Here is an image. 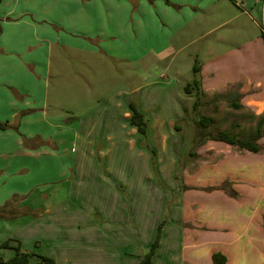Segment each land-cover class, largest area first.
<instances>
[{
	"label": "crops",
	"instance_id": "crops-1",
	"mask_svg": "<svg viewBox=\"0 0 264 264\" xmlns=\"http://www.w3.org/2000/svg\"><path fill=\"white\" fill-rule=\"evenodd\" d=\"M221 1L1 2L0 123L7 129H0V208L13 205L10 210L17 208L20 215L0 218V244L11 241L12 246L24 233L23 228L33 223L23 226L21 219L35 217L36 221L60 211L64 191L70 194L68 170L84 174L86 168L98 167L81 162L86 155L82 158L78 153L81 149L90 153L94 125L86 120L67 125L66 119L39 115L49 103L47 79L53 60L60 66L63 58L72 59L75 51L99 55L110 41L116 46L123 42L124 53L138 61L152 53L177 55L189 41L177 48L175 38L185 40L193 34L203 38L233 21L236 26L227 32L226 43L236 37L242 42L218 55L217 44L225 38L204 45L205 59H197L202 65L197 60L195 64L199 84L187 97L197 113L198 107L209 108L212 101L227 98L230 107H239L251 118L264 119V82L259 77L264 69V3L241 0L242 9L232 7L230 18L204 30L216 17L225 15L223 10L229 7ZM230 1L239 7L240 0ZM247 21L261 29L263 37H253ZM207 97L212 100L203 103ZM184 117L179 114L174 122L182 123ZM193 123L196 141L188 158L179 156L177 137L170 145L169 168H181L184 177L178 180L175 174L170 176V185L163 190L166 195L155 200V215H148V224L132 228L139 214L130 200L120 197L108 204L123 201L124 214L119 219L125 227L119 226L118 218L111 227L91 225L89 245L101 249L104 263L140 264L161 227V240L151 264H214V256L219 264H264V138L258 142L259 153L240 151L205 137L198 141L204 129L197 118ZM175 128L181 131V127ZM14 197L17 199L12 202ZM115 210L110 208V214ZM5 252L1 250L0 257L7 260ZM47 257L62 264L59 256Z\"/></svg>",
	"mask_w": 264,
	"mask_h": 264
},
{
	"label": "rangeland",
	"instance_id": "rangeland-1",
	"mask_svg": "<svg viewBox=\"0 0 264 264\" xmlns=\"http://www.w3.org/2000/svg\"><path fill=\"white\" fill-rule=\"evenodd\" d=\"M221 3L229 7L223 10L225 15L220 19L216 17L214 24L204 30H211L230 18L228 11L232 7L240 10L244 6L241 0L238 1V8L230 0H222ZM246 23L253 37H263L261 29L250 21ZM232 26H236V22L231 21L226 27L203 38L195 34L188 35L185 40L175 38L173 43L177 48L183 46L182 42L189 41V46L177 55L157 56L152 53L138 61L124 53L123 42L116 46L110 41L99 55L74 50L71 54L73 58H63L60 66L52 61L51 74L47 79L49 103L39 115L44 113L45 117L66 119L67 125L83 124L85 120L94 125L90 153L85 154L84 149L78 153L82 158L86 155L81 162L98 167L86 168L84 174L79 170H68L69 184L66 185L70 194L64 191V199L61 198L59 203L60 211L36 221H33L35 217L29 218L30 221L28 217L21 219L23 226L33 223L24 227L19 240L12 242L13 248L6 250L7 260L16 256L14 248L20 245L22 251L35 255L30 264H37L39 256L50 255L61 257L62 264L79 261V264H107L102 261L101 249L89 245L91 225L111 227L114 219L123 217V201L108 204L120 197L130 200L139 214L137 221L131 223L132 228L148 224V215H155V200L166 195L163 190L170 185V176L175 174L178 180L184 177L181 168L176 171L169 168L170 145L177 137L181 143L179 156L182 160L189 157L196 141L194 119L201 121L202 117H208L214 121L208 130H199L203 135L198 141L201 137L204 139L221 131L249 137L256 130V117L251 118L246 111L230 107L227 98L212 101L214 104L209 108L204 105L198 107L197 113L191 108L185 92L188 85L195 87L198 76L193 69L197 59H205L204 45L206 47L217 38H225L222 44H217L215 54L218 55L242 42L236 37L234 42L226 43L227 32L233 30ZM199 61L198 64L202 65ZM259 77L264 82V69ZM211 100L207 97L202 102ZM131 103L148 121L145 135L131 125ZM179 114L185 117L182 123L176 124L174 120L179 118ZM175 126L181 127V131ZM82 146L80 144L79 147ZM64 177L66 179V175ZM16 199L14 197L12 202ZM110 208H115V212L110 214ZM12 211L15 216L20 215L17 208ZM125 214L129 215L130 210ZM6 217L10 219L8 215ZM119 221V226L125 227L123 219Z\"/></svg>",
	"mask_w": 264,
	"mask_h": 264
},
{
	"label": "trees",
	"instance_id": "trees-1",
	"mask_svg": "<svg viewBox=\"0 0 264 264\" xmlns=\"http://www.w3.org/2000/svg\"><path fill=\"white\" fill-rule=\"evenodd\" d=\"M2 1L3 0H0V4ZM193 71L195 74L198 73L197 66L194 67ZM194 83H195L194 88H192L191 85H188L185 88L186 94H192L194 90H196L195 88L196 86H198L199 83L197 82V80H195ZM136 107H137L136 105L132 103L130 104V109L133 112L132 117H131V125L137 128L138 131L142 135H145L146 130H147L148 121L146 120V117L142 113H140L138 108ZM236 109H239V107H237ZM213 123H214L213 119L204 117L200 121L199 126L204 130H208L212 126ZM0 129L6 130L7 125L0 123ZM262 138H264V119L260 118L256 124V130L252 134H250L249 137H239L237 135L230 133L229 131L228 132L221 131L215 135H211V137L206 138V140L208 139V140H213L216 142L226 143L232 147L239 149L240 151L259 153L261 150V146L258 144V142ZM222 189H224L226 192L229 193L227 187L226 188L224 187ZM229 194L234 196L232 192H230ZM11 207L12 205L6 206L4 208H0V218H5L7 215H10V214L15 216V213L10 210ZM161 230L162 229L160 227L159 232H158L159 234L157 235L156 241L153 243L150 249V252L142 259L140 264H151L152 258L155 255V252L159 247V243L161 240ZM10 243L11 241H7L3 244H0V251L12 249L13 247L11 246ZM14 249L16 250V256L10 260H5L4 258L0 257V264H30L32 258H36L34 254L22 251L20 245H18ZM217 258H218L217 256H214V264H219L217 262ZM37 259H38L37 264H56L55 260L49 257L39 256L37 257Z\"/></svg>",
	"mask_w": 264,
	"mask_h": 264
}]
</instances>
